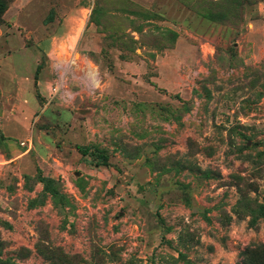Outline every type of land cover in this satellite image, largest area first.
Masks as SVG:
<instances>
[{
	"label": "rangeland",
	"instance_id": "1",
	"mask_svg": "<svg viewBox=\"0 0 264 264\" xmlns=\"http://www.w3.org/2000/svg\"><path fill=\"white\" fill-rule=\"evenodd\" d=\"M4 1L0 260L264 264V0H50L84 7L51 55L49 9Z\"/></svg>",
	"mask_w": 264,
	"mask_h": 264
},
{
	"label": "crops",
	"instance_id": "2",
	"mask_svg": "<svg viewBox=\"0 0 264 264\" xmlns=\"http://www.w3.org/2000/svg\"><path fill=\"white\" fill-rule=\"evenodd\" d=\"M32 4V10L37 11L39 8L41 10L46 6V8L49 9L50 16L47 18L50 23L46 25V30L48 31V36L46 38V53L51 55L52 53L58 52L60 50L58 46L60 47L63 45V43H66L67 45H70L71 38L79 36L82 37L84 28L81 30V25L79 23V20L83 13V8L81 5H79L78 8H71L68 4L64 3V8H59L51 6L50 0H31ZM59 22V23H55ZM17 22L13 23L12 27H16ZM52 29L53 33H49V30ZM33 34V33H32ZM4 35V30L0 28V38ZM37 45L40 46L44 43V40L46 38H42L40 30L38 29L35 34ZM24 48H27V46H24ZM7 56L2 57L0 62H3L4 60L11 59L13 57L12 51L8 50L6 51ZM53 61V60H52ZM61 62V61H60ZM13 81V80H12ZM7 81V79L4 78V73L0 71V94L2 95V98L5 99V101L9 100V103H13L14 100H23L21 89H19V85L15 83L14 81ZM34 83L35 80H34ZM47 80L46 78H39L37 80V85L40 86V89L42 86L46 85ZM35 85V84H34ZM35 88V86H34ZM6 105V111L14 112L17 107L14 105V107H10L7 102H5ZM10 108V109H9ZM29 113L27 114V120L31 119L34 115V110L28 109ZM7 112L3 115L6 116ZM33 142V141H32ZM33 147V145H32Z\"/></svg>",
	"mask_w": 264,
	"mask_h": 264
},
{
	"label": "trees",
	"instance_id": "3",
	"mask_svg": "<svg viewBox=\"0 0 264 264\" xmlns=\"http://www.w3.org/2000/svg\"><path fill=\"white\" fill-rule=\"evenodd\" d=\"M7 9H8V6L6 2L4 0H0V23L3 22V15ZM77 148L79 152H81L83 155H88L91 153V149L88 146L79 145L77 146ZM91 155H94V156L96 155L99 158V161H102L101 164H105V165L108 164V158L104 153L102 152L99 154L91 153ZM41 180L45 183V188L48 192H50L51 194H57L58 190L54 186L55 179L48 178V177H42ZM259 251L262 254H264V244H262L261 246H259V248L256 249V252H259ZM0 264H11V263L0 260ZM259 264H263V263L260 262Z\"/></svg>",
	"mask_w": 264,
	"mask_h": 264
},
{
	"label": "built area",
	"instance_id": "4",
	"mask_svg": "<svg viewBox=\"0 0 264 264\" xmlns=\"http://www.w3.org/2000/svg\"><path fill=\"white\" fill-rule=\"evenodd\" d=\"M75 63H76V60L71 59L69 66L73 65ZM60 69L64 70L65 68L63 67V65L58 64L57 70H60ZM67 82H68L67 76H65L64 71H61L58 74V78H57L56 82L53 84L52 95L55 96V95L61 94V99L66 100V101H69L71 98H73V94H72L71 90L69 89ZM22 144L28 145L29 148L31 149L33 142H32V139H29L28 141H23Z\"/></svg>",
	"mask_w": 264,
	"mask_h": 264
}]
</instances>
